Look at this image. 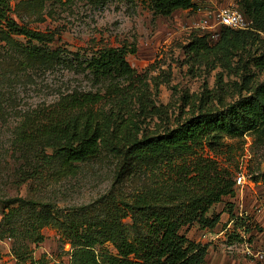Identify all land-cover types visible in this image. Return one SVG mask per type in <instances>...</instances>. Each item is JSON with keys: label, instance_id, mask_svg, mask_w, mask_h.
<instances>
[{"label": "rangeland", "instance_id": "rangeland-1", "mask_svg": "<svg viewBox=\"0 0 264 264\" xmlns=\"http://www.w3.org/2000/svg\"><path fill=\"white\" fill-rule=\"evenodd\" d=\"M194 1V9L167 17L154 14L147 0L10 1V16L16 22L53 33L55 40L40 46L0 25V264H16L20 246L29 249L26 264H69L75 229L99 230L116 203L129 199L139 186L150 187L156 177L162 181L164 166L153 174L148 169L144 178L130 172L118 178L117 158L105 149L75 172L62 171L56 164L41 178L22 181L41 165L39 146L18 138L23 121L64 94L92 89L89 77L76 70L74 55L64 51L91 53L123 45L135 49L127 60L147 84L150 104L162 109L145 118L139 115L140 104L133 103V117L144 119L146 134L176 127L203 97H212L214 105L231 103L264 79V68L254 62L264 51V40L244 47L224 35L218 21L221 8L241 9L239 0ZM204 35L211 49L188 55L185 48L192 38ZM56 49L63 54L55 55ZM225 143L217 149L205 145L198 155L216 159L233 178L243 173L246 184L235 186L234 197H225L210 210L209 216L221 214L215 231L195 225L188 237L210 246L206 264H264V257L257 256L264 253V145L251 134ZM19 197L46 206L6 201ZM227 202L233 203L234 214H248L245 241L237 234L240 227L230 223ZM37 232L42 242H34ZM96 249L116 253L111 242Z\"/></svg>", "mask_w": 264, "mask_h": 264}, {"label": "trees", "instance_id": "trees-1", "mask_svg": "<svg viewBox=\"0 0 264 264\" xmlns=\"http://www.w3.org/2000/svg\"><path fill=\"white\" fill-rule=\"evenodd\" d=\"M10 1L0 0V25L40 46L55 40L53 33L16 22L10 16ZM147 1L154 14L163 17L196 7L194 0ZM238 3L251 25L245 29L223 27L224 35L244 47L260 44L264 40V0ZM185 49L193 57L208 52V36H194ZM64 52L74 55L76 70L89 77L92 89L64 94L23 121L18 138L23 144L39 146L41 165L22 181L41 178L56 164L62 171L75 172L102 149L117 158L118 178L127 172L144 178L148 169L153 174L165 167L162 181L156 177L150 187L139 186L129 199L116 203L99 230L90 233L77 228L71 232L74 249L69 264H206L210 246L192 240L188 232L195 225L212 231L220 224L221 214L209 216L210 210L225 197L235 196L236 182L216 159L198 155L197 150L205 145L217 149L227 139L241 140L248 134L264 145V79L231 103L214 105L212 97H203L191 106V116L176 127L146 134L142 131L144 119L133 117V103L140 104L139 115L145 118L162 109L150 104L147 84L127 60L135 49L123 45L91 53ZM54 54L63 52L56 49ZM254 60L256 67L264 68V51ZM6 201L46 206L20 197ZM226 205L233 218V203ZM234 226L244 223L236 221ZM34 236V242L44 240L39 232ZM79 241L82 243L77 244ZM105 242L113 244L115 254L97 251L96 246ZM28 250L21 246L16 250V264H26Z\"/></svg>", "mask_w": 264, "mask_h": 264}, {"label": "built area", "instance_id": "built-area-1", "mask_svg": "<svg viewBox=\"0 0 264 264\" xmlns=\"http://www.w3.org/2000/svg\"><path fill=\"white\" fill-rule=\"evenodd\" d=\"M217 17L220 25L226 28L245 29L251 25V22L248 20L245 14L240 9L234 7L221 8L218 11ZM246 181L247 179L243 173H239L235 177L236 186H244L246 184ZM257 212H261L260 207L257 208ZM236 221L244 223V226L240 227V232H238L237 234H239L240 238L245 241L247 239V234L245 233L247 227H245V225L248 223L246 222L248 221V214L245 211L237 212L235 216L230 220L231 225H234ZM257 256L262 258L264 257V253H258Z\"/></svg>", "mask_w": 264, "mask_h": 264}, {"label": "crops", "instance_id": "crops-1", "mask_svg": "<svg viewBox=\"0 0 264 264\" xmlns=\"http://www.w3.org/2000/svg\"><path fill=\"white\" fill-rule=\"evenodd\" d=\"M221 221H222V219H221ZM221 223V222H220ZM220 225V224H219ZM218 225V226H219ZM218 226L214 229V230H212V231H215L217 228H218ZM201 229V228H200ZM203 230V229H202ZM202 245H205V244H202Z\"/></svg>", "mask_w": 264, "mask_h": 264}]
</instances>
